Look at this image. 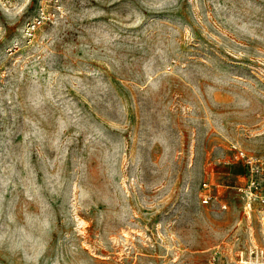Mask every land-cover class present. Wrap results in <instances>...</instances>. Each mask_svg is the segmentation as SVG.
I'll return each instance as SVG.
<instances>
[{"label":"rangeland","instance_id":"1","mask_svg":"<svg viewBox=\"0 0 264 264\" xmlns=\"http://www.w3.org/2000/svg\"><path fill=\"white\" fill-rule=\"evenodd\" d=\"M0 264H264V0H0Z\"/></svg>","mask_w":264,"mask_h":264},{"label":"built area","instance_id":"2","mask_svg":"<svg viewBox=\"0 0 264 264\" xmlns=\"http://www.w3.org/2000/svg\"><path fill=\"white\" fill-rule=\"evenodd\" d=\"M237 157H240L243 160H246L248 163L251 162L249 157L245 154L244 151L239 150ZM203 188L206 189V193L202 197V202L208 204L212 199L216 198L214 192H212L211 185L209 183H204Z\"/></svg>","mask_w":264,"mask_h":264}]
</instances>
